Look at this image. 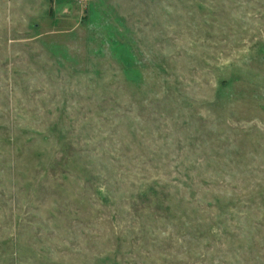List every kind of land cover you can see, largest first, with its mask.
Wrapping results in <instances>:
<instances>
[{
	"label": "rangeland",
	"instance_id": "1",
	"mask_svg": "<svg viewBox=\"0 0 264 264\" xmlns=\"http://www.w3.org/2000/svg\"><path fill=\"white\" fill-rule=\"evenodd\" d=\"M0 264H264V0H0Z\"/></svg>",
	"mask_w": 264,
	"mask_h": 264
}]
</instances>
